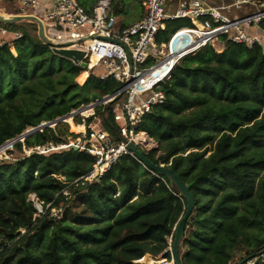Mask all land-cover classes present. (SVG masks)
Masks as SVG:
<instances>
[{
  "label": "trees",
  "instance_id": "trees-1",
  "mask_svg": "<svg viewBox=\"0 0 264 264\" xmlns=\"http://www.w3.org/2000/svg\"><path fill=\"white\" fill-rule=\"evenodd\" d=\"M129 1L141 6V0H112L116 18ZM78 2L91 13L96 0ZM189 25V19L167 21L158 43ZM4 26L21 37L0 45V146L121 88L96 71L78 84L86 69L41 41L34 23ZM259 27L264 33V19ZM221 41L222 51L207 45L176 65L162 86L165 102L137 131L164 149L158 157L154 149L142 150V156L165 164L189 188L193 204L178 248L181 264H231L239 248H246L242 264H264V47L226 36ZM114 103L96 109L112 135ZM62 126L43 127L15 147L62 144L67 133ZM93 164V157L73 147L0 163V264L168 261V240L187 212L188 198L127 155L99 180H79ZM67 189L73 196L69 206ZM30 195L43 202L41 213ZM61 203L63 211L53 216L51 210Z\"/></svg>",
  "mask_w": 264,
  "mask_h": 264
},
{
  "label": "built area",
  "instance_id": "built-area-1",
  "mask_svg": "<svg viewBox=\"0 0 264 264\" xmlns=\"http://www.w3.org/2000/svg\"><path fill=\"white\" fill-rule=\"evenodd\" d=\"M43 1L16 0V4L24 14L41 21L44 36L49 41L63 49L83 51L85 56L76 65L86 69L85 72L96 71L101 79L112 78L121 85L114 95L96 100L94 105H82L68 114L67 119L83 127L77 133V143L62 146L48 143L25 151L30 156L77 147L94 159L91 171L79 179L87 182L99 180L122 156L141 163L129 147L141 148L151 138L145 132H138L137 127L147 114L165 102L162 86L184 57L207 45L214 47L223 36L247 47L255 44L264 47V33L259 27L264 19V2L255 0H230L229 4L219 6L202 0H184L174 8L167 4V9L165 0H141L142 17L124 28L117 26L112 0H96L91 13L86 12L78 0H53L46 7L43 4L41 9ZM245 7L253 11L233 16ZM175 19H189L191 25L177 29L166 42L158 43V35L165 30L166 22ZM20 37V33L11 32L0 23V45ZM120 92L121 97L113 106L115 129L112 135L101 118L92 122L89 118L95 115L96 106L109 104ZM168 242L171 246L172 237ZM171 263L175 264L173 258Z\"/></svg>",
  "mask_w": 264,
  "mask_h": 264
},
{
  "label": "rangeland",
  "instance_id": "rangeland-1",
  "mask_svg": "<svg viewBox=\"0 0 264 264\" xmlns=\"http://www.w3.org/2000/svg\"><path fill=\"white\" fill-rule=\"evenodd\" d=\"M181 1H184V0H165L166 2V9H167V4L171 3V8H174V7H177L178 4L181 2ZM207 1H210L212 2L213 0H207ZM220 0H214V4L215 3H219L221 4V2H219ZM226 3H230V0H228ZM47 3L44 4V6L46 7ZM253 10L252 9H249V7H245L243 8L242 10H239L238 12H234L233 13V16H243L244 14L246 13H251ZM31 13V12H30ZM0 14L1 15H4V16H7V17H10V16H13V15H21V16H26V15H30V14H24L23 11H21L17 4L15 2H11L10 0H0ZM142 17V9H141V6H140V1H129L128 2V5L125 7V9L123 10V12L118 15L117 17V21H118V26H121L123 24H131L137 20H139L140 18ZM34 23V22H32ZM36 25V23H34ZM10 43H12L10 41ZM214 48L217 50V51H222L223 48H224V44L223 42L221 41H218L215 43L214 45ZM12 51L13 53H15V50L12 48ZM80 77L77 78V82L78 84L82 85V82L80 81L79 79ZM96 103V101H93L87 105H85L86 107L89 106V105H94ZM106 105H101V106H96L95 109H94V113L97 115V111L96 109L98 107H101V108H104ZM99 115H97L96 117L97 118H100L98 117ZM70 119H67V122H63L61 121L62 126L63 128L65 127V130H66V134L63 136V140L64 142L62 144H59V146H62V145H67V144H70L71 142H75L77 143V133L76 131H73V128H72V125H74V123L70 120ZM102 120V119H101ZM57 124V123H56ZM56 124H48L47 126L48 127H56ZM75 126L77 127V125L75 124ZM31 129L33 128H29L25 131V133L27 131H30ZM41 129V128H39ZM38 128H36V131L39 130ZM149 136V135H148ZM151 138V137H150ZM22 138L20 137H17L13 140H10V141H7L6 143H4L3 145L0 146V163L2 162H14L22 157H25L27 156L26 155V148L25 146L22 147L21 150L17 149L15 147V143L18 142V141H21ZM146 142H148V144L144 145L143 147L141 146V148H138L137 150V154H141L142 155V150L144 151H149V150H156V157L160 156V155H163L164 154V149L157 143V141L154 139V138H151V140H147ZM211 147H209V149H211ZM65 148H61L59 150H57L56 152L58 151H62L64 150ZM198 151H203L204 149H196ZM193 150H189L187 151L184 155L188 154L189 152H191ZM211 152L208 153V155L210 154ZM145 158V157H144ZM146 159V158H145ZM147 161H149L148 159H146ZM161 165H165V164H161ZM58 178H60L61 180H66V177H63V176H57ZM181 179V178H180ZM172 181V180H170ZM173 182V181H172ZM64 195L66 197L65 199V203H66V206H69L71 205L70 201H72V195H70V192L69 190L67 189L65 192H64ZM186 197V196H185ZM30 201H32L36 208H38V211L39 213H41L43 211V202H39L38 199L34 196V195H30L29 197ZM62 205H64L63 203L60 204V208L59 209H52L51 210V214L53 216H57L58 214H60L62 211H63V208ZM51 206V204H48L47 207L49 208ZM188 206L191 207V201L188 203ZM23 232V231H22ZM168 252V262H172V257H171V253H170V246L165 250ZM246 253V248H239L236 250L235 252V256L234 258L232 259V262L231 264H237L241 257ZM148 255V254H147ZM145 255V256H147ZM149 257L151 258H154L156 259V256H152V255H148ZM162 260V259H161ZM160 259L157 260V261H161ZM166 260V259H165ZM167 261V260H166Z\"/></svg>",
  "mask_w": 264,
  "mask_h": 264
},
{
  "label": "water",
  "instance_id": "water-1",
  "mask_svg": "<svg viewBox=\"0 0 264 264\" xmlns=\"http://www.w3.org/2000/svg\"><path fill=\"white\" fill-rule=\"evenodd\" d=\"M21 21H30V22L36 23L38 26V35L41 41L51 46L56 54L66 57L67 59L73 61L75 64H79L82 61L83 57L85 56V53L83 51L63 49V46L49 41L44 36L43 25L41 21L37 19L36 17L31 16V15H26V16L13 15L10 17L0 15V23L2 25H10L14 23H19ZM81 65L83 67H86L85 63H81ZM121 94L122 92L118 93L113 99H110L109 102L111 103V102L117 101L121 97ZM69 117L70 115L66 116L63 119H57L56 121H53V124H56L61 121L66 122V119ZM47 125H48L47 123H44L39 128L47 127ZM35 131H36V128H33L30 131H27L26 133L21 135L20 138L24 140L26 136L33 134ZM75 149H77V147ZM129 149L140 159L141 163H143L145 167L148 166L151 169H154L155 171L160 173L161 175L165 176L167 179L172 180L173 183L180 190L181 195L186 196L188 198V203L191 201V207H192L193 203H192L191 196L189 194L188 186L180 179V177L173 170L168 169L165 165H155L154 163L147 161L141 154H137L138 148L135 145H130ZM191 207L188 206L185 216L180 220V222L177 225L176 234L174 236V241L171 247V256L175 264H181V258L178 253V246L180 244L181 238L184 235L186 220L190 213ZM238 264H242V263L239 262Z\"/></svg>",
  "mask_w": 264,
  "mask_h": 264
},
{
  "label": "bare ground",
  "instance_id": "bare-ground-1",
  "mask_svg": "<svg viewBox=\"0 0 264 264\" xmlns=\"http://www.w3.org/2000/svg\"><path fill=\"white\" fill-rule=\"evenodd\" d=\"M1 15V14H0ZM88 76H89V74L87 73V72H83L79 77V79H80V81L82 82V84L87 80V78H88ZM71 120V119H70ZM72 128H73V131H76V132H81L82 130H83V127L82 126H75V124L74 125H72ZM154 261V264H172V263H170V262H167V263H165L166 262V260L164 259V260H161V261H156V260H153Z\"/></svg>",
  "mask_w": 264,
  "mask_h": 264
},
{
  "label": "crops",
  "instance_id": "crops-1",
  "mask_svg": "<svg viewBox=\"0 0 264 264\" xmlns=\"http://www.w3.org/2000/svg\"><path fill=\"white\" fill-rule=\"evenodd\" d=\"M202 1H204L205 3H207V4H210V5H216V6H219V5H226V4H228V3H226L228 0H220L219 2H221V4H219V3H213L214 2V0L212 1V2H210V1H207V0H202ZM216 1V0H215ZM52 2H53V0H44L43 1V3L40 5V7H41V9H43V4H45V3H47L46 5H50V4H52ZM168 6H170L171 7V3L169 4L168 3ZM236 12H238V11H236ZM235 12V13H236ZM173 241H174V237L172 238V243H173ZM181 242V241H180ZM179 246H180V244H179ZM179 246H178V248H179ZM172 247V245L170 246V248ZM179 253V252H178ZM180 258H181V256H180Z\"/></svg>",
  "mask_w": 264,
  "mask_h": 264
}]
</instances>
